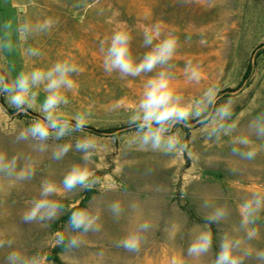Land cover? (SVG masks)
Returning <instances> with one entry per match:
<instances>
[{
	"label": "rangeland",
	"instance_id": "1",
	"mask_svg": "<svg viewBox=\"0 0 264 264\" xmlns=\"http://www.w3.org/2000/svg\"><path fill=\"white\" fill-rule=\"evenodd\" d=\"M48 18L54 21L51 29L31 35L26 41L19 40V23ZM8 20L12 21L13 50L0 51V71L9 80L21 71L47 69L54 62L67 59L81 69L72 74L75 85L66 93L69 103L61 106L67 116L87 113L85 126L99 130L131 126L104 136L83 130L64 140L50 141L74 144L81 135L95 137L98 148L89 167L98 183L92 190L52 197L65 208L58 218L47 222V227H41L16 218L39 195L43 179L61 183L72 164H83V154L73 148L63 160L56 161L50 154L32 152L27 144L13 143L21 129L40 118L38 106L46 94L41 87L37 108L25 112L11 107L0 94V151L9 156L28 155L37 161L30 181L0 178V230L16 240L13 247L21 246L29 255L42 253L46 256L45 264H211L223 233L231 231V225L239 221L241 198L250 191L264 193V148H260L253 165L251 161L226 155L231 153L232 137L208 139L196 119L189 121L188 127L176 126L188 146L182 153L165 155L128 148L126 142L136 131L129 119L138 108L147 79L160 69L136 77L108 73L103 67L101 46L110 41L114 31L127 28L132 35V55L138 62L150 50L143 43L146 30L158 27L161 39L173 34L178 38V48L170 61L171 86L186 101L199 98L209 87H217L216 106L233 100L232 120L239 132L253 116L264 112V0H0V38ZM28 47L39 49L40 55L26 56L24 49ZM189 64L200 73L198 82L188 79L185 69ZM253 139L256 147L264 145V140ZM146 169L152 172L146 174ZM146 185L160 186L161 191L146 190ZM113 187L119 191H108ZM205 193L215 197L217 204L227 203L231 214L226 223L210 224L214 233L212 253L197 260L187 255V247L191 227L208 223V210L201 206ZM112 198L123 199L125 205L138 199L145 216L150 212L159 214V228L148 234V241L138 254L115 244L126 232L120 224H129V218L126 215L119 221L113 219L106 210V203ZM10 203L19 209H11ZM97 204L105 209L100 232L87 233L84 244L71 250L54 244L55 234L67 228L69 219L59 222L62 216L77 205L81 208ZM171 221L184 225L174 236L166 230ZM256 226L260 239L252 244L256 249H264V212ZM54 250L59 263L52 258ZM8 251L7 247L0 249V264H7ZM244 264L257 262L249 258Z\"/></svg>",
	"mask_w": 264,
	"mask_h": 264
},
{
	"label": "clouds",
	"instance_id": "2",
	"mask_svg": "<svg viewBox=\"0 0 264 264\" xmlns=\"http://www.w3.org/2000/svg\"><path fill=\"white\" fill-rule=\"evenodd\" d=\"M53 23L51 18L35 23L25 20L17 25L16 32L20 41H26L31 35L48 31ZM3 29L4 36L0 38V51H12V21H5ZM160 37L158 27L144 32L143 43L146 47L150 46V50L138 62L132 55V35L127 28L114 31L109 42H102L103 67L108 73L118 72L121 77H136L142 73H151L158 67L160 69L147 79L138 108L129 119V123L136 126V131L127 140V147L165 155L182 153L188 146L182 140L181 131L176 126L183 124L188 127L189 121L196 119L203 125L202 131L208 139H219L222 135L232 137V156L246 161L254 160L260 148H264V145L256 147L253 139L264 140V112L253 116L246 126L237 132L238 125L232 120L234 102L230 98L216 106L219 92L217 87H209L199 98L186 101L184 96L171 86L173 74L170 61L178 48V38L171 33L162 39ZM104 43H107L106 48ZM24 54L38 57L40 51L28 47L24 49ZM80 71L75 63L65 59L54 62L47 69L32 68L21 71L12 80L0 72V94H3L8 104L18 112L37 108L38 90L41 87L46 94L44 102L38 106L40 118L34 119L21 129L13 143L27 144L32 152L40 155L50 154V158L56 161L63 160L73 148L83 154V164H72L63 175L61 183L57 184L56 181L48 178L41 181L39 195L28 202L21 215L24 222H35L41 227H47V222L58 218L65 208L63 203L52 197L73 194L77 190H92L98 183L89 167L91 158L98 148L95 137L81 135L75 139L74 144L50 143V141L64 140L73 133L83 132L88 122L87 113H76L69 117L61 107L69 103L66 93L75 85L72 74H78ZM185 72L189 80L199 81L200 73L191 64L186 67ZM36 164L37 161L31 156L23 154L9 156L7 152L0 151V178L13 182L30 181L36 173ZM151 172L152 169H146V174ZM145 188L161 191L160 186L153 188L146 185ZM110 190L119 191L116 187L108 191ZM215 199L208 193L202 196L201 206L208 210L205 214L208 223L195 224L189 231L187 255L197 260L212 253L214 233L210 224L226 223L230 220L231 209L228 204H217ZM104 210V207L101 208L97 204L72 211L67 228L55 234L54 244L65 245L68 250L83 245L87 233L101 231L103 227L101 217ZM106 210L115 221L128 215L129 227L115 244L129 253L138 254L142 245L148 241V234L159 228V214L150 212L145 216L138 199L132 200L127 205L121 198L110 200L106 203ZM261 212H264V193L250 191L241 198L238 208L239 221L231 225V231L223 233L219 251L215 253L211 264H244L249 258L254 259L257 264H264V249H256L252 244V241L260 239V229L256 225L260 220ZM183 226V223L171 221L166 230L174 236ZM13 245H17L16 240L8 238L6 232L0 230V249L5 247L10 249L6 255L7 264H45L46 256L42 253L29 255L25 248L13 247Z\"/></svg>",
	"mask_w": 264,
	"mask_h": 264
},
{
	"label": "trees",
	"instance_id": "3",
	"mask_svg": "<svg viewBox=\"0 0 264 264\" xmlns=\"http://www.w3.org/2000/svg\"><path fill=\"white\" fill-rule=\"evenodd\" d=\"M0 72H1V71H0ZM247 77H248V74L244 76L243 81L241 82V84H243V82L247 79ZM72 123L74 124L75 122H72ZM130 127H131V126H129V127H124L123 129L99 130V129H96V128H92V127L85 126L84 130H86L87 132H89V133H91V134H94V135L104 136V135H107V134H111V133H113L114 131L124 130V129H126V128H130ZM79 207H80V205H77V206L71 208V209L69 210V212H68L66 215L62 216V217L59 219V222H64V221L68 220V219L70 218V216H71L72 211L77 210ZM56 253H57V251L54 250V251H53V256H52V258H53V260H54L55 262L59 263V259H58L57 255H56Z\"/></svg>",
	"mask_w": 264,
	"mask_h": 264
},
{
	"label": "bare ground",
	"instance_id": "4",
	"mask_svg": "<svg viewBox=\"0 0 264 264\" xmlns=\"http://www.w3.org/2000/svg\"><path fill=\"white\" fill-rule=\"evenodd\" d=\"M241 129H243V127H242ZM241 129H240V130H241ZM240 130H239V131H240ZM257 146H258V145H257ZM226 155H231V153L228 152V153H226ZM258 160H259V158H258ZM251 163H252V165H253L254 160H252ZM242 164H244V163H242ZM255 164H256V163H255ZM245 167H246V166H245ZM247 167H248V166H247ZM247 167H246V168H247ZM249 167H250V166H249ZM112 200H113V198H112ZM125 202H126V200H125ZM129 202H130V201H129ZM0 206H1V205H0ZM9 206H10L11 209H14V210H16V209L18 210V209H19L18 206H17L16 204H13V203H10ZM17 210H16V211H17ZM23 211H24V209H23L22 211H20V215L16 218V220H18V221H19V220H22V219H21V215H22ZM11 212H12V211H11ZM17 213H18V212H17ZM1 215H3V213H1ZM122 219H123V218H122ZM126 220H127V219H126ZM118 223H119V222H118ZM120 225L122 226V229L125 230V231H126V230L128 229V227H129L128 222H127V224H120ZM121 226H120V228H121ZM15 232H16V230H15ZM15 234H16V233H15ZM18 234H19V233H18ZM17 236H18V235H17ZM93 264H94V263H93ZM138 264H139V263H138Z\"/></svg>",
	"mask_w": 264,
	"mask_h": 264
},
{
	"label": "water",
	"instance_id": "5",
	"mask_svg": "<svg viewBox=\"0 0 264 264\" xmlns=\"http://www.w3.org/2000/svg\"><path fill=\"white\" fill-rule=\"evenodd\" d=\"M20 11V10H19Z\"/></svg>",
	"mask_w": 264,
	"mask_h": 264
}]
</instances>
